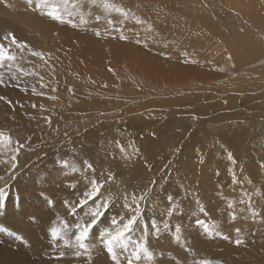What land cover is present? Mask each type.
<instances>
[{"label":"rangeland","instance_id":"obj_1","mask_svg":"<svg viewBox=\"0 0 264 264\" xmlns=\"http://www.w3.org/2000/svg\"><path fill=\"white\" fill-rule=\"evenodd\" d=\"M240 1L69 0L56 20L0 0V227L23 237L0 232V264H115L102 241L137 203L120 264H264V15Z\"/></svg>","mask_w":264,"mask_h":264},{"label":"snow or ice","instance_id":"obj_2","mask_svg":"<svg viewBox=\"0 0 264 264\" xmlns=\"http://www.w3.org/2000/svg\"><path fill=\"white\" fill-rule=\"evenodd\" d=\"M69 0H56V2H53V0H36L35 7L37 9H47L46 15L50 16L53 19L56 20H62V15H61V8L63 7L65 11H67V4ZM92 3L96 4L99 3L102 7L105 9H111L113 5L109 2V0H85V4ZM75 6V5H73ZM118 11H123V9H117ZM11 37L10 43L12 45H15L17 48H24L27 47L26 45L23 44V42H18L16 38L13 36L12 33H8L5 39H8ZM29 51H31L29 49ZM33 55H41L40 53L33 52ZM16 60V54L10 50V48L5 47L3 44H0V67H2L5 62H8L9 65L11 66V63ZM2 75V74H0ZM2 82V81H0ZM0 99H4L3 97H0ZM8 140L10 142V137H6L4 133L0 132V141ZM231 158V157H230ZM15 159V157H13ZM64 164H68V161H64ZM87 167H91L90 164H87ZM13 168L16 167L15 164L12 165ZM109 178L111 179V174L109 175ZM3 177H0V180H2ZM91 191L86 193V196L88 199H91L94 197L99 191L100 188L103 186L102 182H97L96 180H92L91 182ZM155 183V181H153ZM146 193L144 195H141L139 199L143 200L146 198ZM9 196V191L6 187H0V209H4L7 204V199ZM171 199V197H169ZM51 203V201H49ZM66 204L68 203L67 201L65 202ZM86 203V200H80L79 204L83 205ZM108 207V202L105 201L104 203L97 205V208L95 211L91 213V222L90 223H85L83 226L81 225H76L78 228V233L76 234V242L79 248L84 249L85 252H87V245L85 243V240L88 237L89 234V229L92 228L93 225H95L98 220L103 216V211L101 209H107ZM125 207H129V205H125ZM74 210V209H73ZM140 208L137 203V206L135 208V212L133 215H131L126 221L121 220L120 224L121 226L118 228H115L114 232H108L107 237L102 241L105 248L107 249L108 254L110 255L111 259L115 261V264H120V261L116 255L115 249L122 243L123 238L125 237V234L130 232L133 228V225L138 222V217L140 214ZM197 223H200V221H197ZM111 224L113 226L117 225V220L112 219ZM237 231H239L237 229ZM0 232H7L8 235L14 236L17 240H22L23 237L12 232H8L7 229L0 227ZM51 235L53 239H55L57 236L60 235V233L55 230V229H50ZM179 228H177V236L176 239L179 240ZM102 237L105 236V232H101L100 234ZM62 238V237H61ZM65 243L67 244L68 241L66 240ZM235 243L240 244L242 243L241 240H236ZM77 256L81 255V252L77 251L75 253ZM141 254L146 259L151 260L152 259V253L148 250V248L144 245H137L135 248V251L132 252V257L136 260L139 261L141 260ZM61 256H63V253H61ZM128 264H133V260L130 258L128 260ZM197 264H220L219 261H211V260H200L197 262Z\"/></svg>","mask_w":264,"mask_h":264},{"label":"bare ground","instance_id":"obj_3","mask_svg":"<svg viewBox=\"0 0 264 264\" xmlns=\"http://www.w3.org/2000/svg\"><path fill=\"white\" fill-rule=\"evenodd\" d=\"M245 1V0H244ZM225 2L228 5V2L231 3L232 7L230 8L232 14H239L238 10L243 9L245 7V3L241 2L240 0H225ZM246 3L250 5L251 3H254L255 6H250V12L249 14H254L255 16L264 15V0H247ZM260 6V7H259ZM251 64V67H257V66H264V57L262 56H253L251 60H248ZM63 73H64V80L68 81L70 78V71L66 67L62 65Z\"/></svg>","mask_w":264,"mask_h":264}]
</instances>
